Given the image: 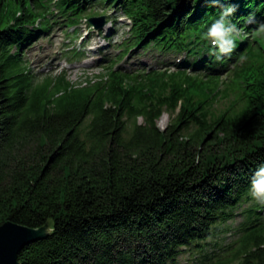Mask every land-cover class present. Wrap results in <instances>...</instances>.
<instances>
[{"label": "trees", "instance_id": "16d2710c", "mask_svg": "<svg viewBox=\"0 0 264 264\" xmlns=\"http://www.w3.org/2000/svg\"><path fill=\"white\" fill-rule=\"evenodd\" d=\"M95 1L56 4L73 17ZM100 1L131 19L122 56L141 46L190 58L173 72L111 64L106 80L81 87L64 74L36 82L23 54L47 28L27 24L46 19L53 0H0V224L48 231L20 264H176L184 248L224 232L264 164V38L246 23L264 21V0ZM233 4L243 37L230 56L206 58L204 33ZM235 54L241 64L222 89ZM261 211H244L232 254L198 264H264Z\"/></svg>", "mask_w": 264, "mask_h": 264}, {"label": "rangeland", "instance_id": "374dc122", "mask_svg": "<svg viewBox=\"0 0 264 264\" xmlns=\"http://www.w3.org/2000/svg\"><path fill=\"white\" fill-rule=\"evenodd\" d=\"M103 3H105V1L96 2L91 8L89 15L97 16L95 13H99L102 10L106 12L104 14L107 15V21H110L104 29L108 34L106 36L107 45L105 46L103 38L98 32L91 31L87 34L88 32H86L87 29L85 27L86 20H83L77 26L76 31L73 32L72 39L67 33L72 32L76 27H70L66 30V33H64L62 23L55 24L52 32L46 34L42 39L36 42L28 50L26 55V58L31 64V69L38 75V80H36V82H39L42 76L46 74H56L61 71H66L71 81L78 79V81L87 80L92 78L95 74H101L103 70H105L104 67L109 64L108 60L110 58L115 60L119 49L121 48V50H123V46H119V44H122L124 40L130 36V21L121 14L119 8ZM8 7L10 11L20 9V6L14 1L10 2ZM101 43L104 45V48L98 51V53L105 54L104 60L93 63L92 60H94V57L91 56L93 53L89 51L95 50L96 46ZM74 48L81 50L80 56L77 55V57H74L76 52H70ZM69 52L72 57L69 55ZM179 57H184V55L165 54L155 49L144 51L139 46L131 50L121 61H118L117 66H121L123 69L130 71L143 67L162 70L166 67V64L179 61ZM232 63H236V60L232 61ZM225 76L226 74L224 73L223 77L225 78ZM221 105L222 104H220V106ZM169 120L170 114L164 113L159 121L161 128H164L169 123ZM138 121L141 122L142 118H138ZM246 197V199L244 198V203L238 207V214L235 218L227 223L220 224L219 228L223 229L224 232L202 241L201 244L203 245V249H201V247H196L197 245L195 246V244L184 248L176 264H198L205 254H232V250L236 248V240L241 232V224L245 219L244 211L253 209L257 212L262 210L264 206L253 199L249 193ZM256 214L258 215V213ZM262 216L264 217V211L262 212Z\"/></svg>", "mask_w": 264, "mask_h": 264}, {"label": "clouds", "instance_id": "9594fccd", "mask_svg": "<svg viewBox=\"0 0 264 264\" xmlns=\"http://www.w3.org/2000/svg\"><path fill=\"white\" fill-rule=\"evenodd\" d=\"M211 2L217 4L220 3V0H211ZM236 11L237 8L234 4L224 7L219 18L204 33V38L210 42L212 47L210 55L215 57L217 61L230 56L236 48V37L239 35V29L229 19ZM246 23L256 25L252 30L254 38H264V21H256L254 16H249ZM194 159L196 163H199V155H196ZM249 195L264 205V164L258 166L252 175Z\"/></svg>", "mask_w": 264, "mask_h": 264}, {"label": "water", "instance_id": "95a60500", "mask_svg": "<svg viewBox=\"0 0 264 264\" xmlns=\"http://www.w3.org/2000/svg\"><path fill=\"white\" fill-rule=\"evenodd\" d=\"M104 19L101 18L102 22ZM101 20L91 19L92 22L95 21L93 23L97 27L104 25V22L99 23ZM47 233L46 228H32L13 221L0 224V264H20L18 260L20 251L26 245L44 238Z\"/></svg>", "mask_w": 264, "mask_h": 264}]
</instances>
